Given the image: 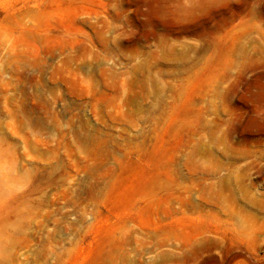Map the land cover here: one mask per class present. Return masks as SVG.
Wrapping results in <instances>:
<instances>
[{
  "label": "rangeland",
  "instance_id": "obj_1",
  "mask_svg": "<svg viewBox=\"0 0 264 264\" xmlns=\"http://www.w3.org/2000/svg\"><path fill=\"white\" fill-rule=\"evenodd\" d=\"M0 264H264V0H0Z\"/></svg>",
  "mask_w": 264,
  "mask_h": 264
}]
</instances>
